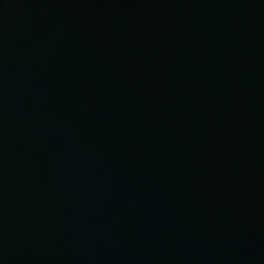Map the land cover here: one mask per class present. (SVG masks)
Listing matches in <instances>:
<instances>
[{"label":"water","instance_id":"obj_1","mask_svg":"<svg viewBox=\"0 0 264 264\" xmlns=\"http://www.w3.org/2000/svg\"><path fill=\"white\" fill-rule=\"evenodd\" d=\"M0 264H264V0H0Z\"/></svg>","mask_w":264,"mask_h":264}]
</instances>
